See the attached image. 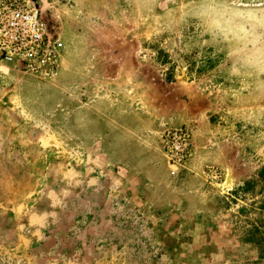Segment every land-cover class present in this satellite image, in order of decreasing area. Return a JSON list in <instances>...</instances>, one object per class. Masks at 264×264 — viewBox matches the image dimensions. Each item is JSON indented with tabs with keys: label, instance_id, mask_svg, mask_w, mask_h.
<instances>
[{
	"label": "rangeland",
	"instance_id": "obj_1",
	"mask_svg": "<svg viewBox=\"0 0 264 264\" xmlns=\"http://www.w3.org/2000/svg\"><path fill=\"white\" fill-rule=\"evenodd\" d=\"M34 1L59 55L48 76L0 60V108H14L0 110L1 124L12 122L0 134L13 133L0 143L4 191L13 182L15 200L40 207L58 194L92 199L94 207L77 204L83 220L67 247L100 249L82 263L109 252L119 264H264V0ZM86 104L108 126H70L72 109L90 117ZM184 127L191 156L172 165L163 135ZM181 184L192 190L184 201L207 206L211 222L195 233L221 234L219 253L193 252L199 239L183 255L161 251L173 216L195 210L182 206ZM230 201L238 206L220 227L215 208ZM9 220L0 216V264L43 263L26 254Z\"/></svg>",
	"mask_w": 264,
	"mask_h": 264
},
{
	"label": "crops",
	"instance_id": "obj_2",
	"mask_svg": "<svg viewBox=\"0 0 264 264\" xmlns=\"http://www.w3.org/2000/svg\"><path fill=\"white\" fill-rule=\"evenodd\" d=\"M86 107H88L87 109L89 111L90 117L85 118L83 121L78 120L76 113L78 111L77 109H72L70 111V126L74 128L80 126H108V119L106 117L101 116L100 120H93L91 106L86 104ZM1 108L0 110L4 111V116H6V114L12 113L14 109L11 105H3ZM10 116L12 115L10 114ZM4 120L5 121L3 124L0 122V128L2 125L7 126L8 123H10L9 127L12 126V122L6 119V117ZM6 136L8 141L12 139L13 133L11 130L8 132V135H4L2 133L0 134V143L4 141ZM72 137L76 143L77 135L74 134ZM35 139H37V141H41V138L38 139L37 135ZM97 139H99V143L101 144L102 148L108 147V135L105 134L104 131H100V135ZM138 162L142 165V167L146 168V172H149V165L152 163V160L147 153L142 152ZM2 173L3 170L0 168V216L5 215L7 217L10 215V231H13L17 236V239L22 243L29 244L28 247L26 245L22 247L25 249L26 254L34 255L35 262L42 260L43 263L41 264H93L82 263V259L85 258L84 255L87 254L96 255V251L99 254L100 252L98 251H100V249L82 246L68 249L67 247L68 244L72 243L74 239L77 238L75 232L78 228V224L83 220L81 214H79V211L76 209L77 204H79V206L82 204L85 207H94V201L87 198H77V196L73 200H66L61 198L58 194L54 198L46 196V205L43 207L37 205L39 202H36L35 204L22 203L18 200H15L14 195L12 194L13 190H16V188L14 189L13 187V185H15L13 182L10 183L9 189L12 192L8 191L7 194L4 191V185L7 181L5 180L6 176H4V178L2 177ZM182 175L183 173H181V171L178 172V174L176 173V177L181 176L180 178H182ZM188 178L192 180L194 179V176L189 175ZM179 186L183 185L181 184ZM188 186L185 187L184 185L181 187V189L175 190L182 192V206H190L195 210H188L187 213L183 211L179 215L177 214L176 216H173L174 218L170 221L173 225H171L170 231L168 233L171 235V237H166L164 240H161V243L163 244L161 251H163L166 255L168 254L171 256V258L172 256H177L179 254L183 255L184 253L189 252V250L192 248L194 249L193 245L198 239L200 245L195 246L196 249L193 251L196 254H206V257H208L209 255L211 256L220 252L217 248L220 246L223 236L221 234H217L216 230L213 234L206 233V229L202 231L203 233L201 235L195 233L196 228L203 227L204 224L211 222V219L205 214V208L207 206L204 205V202L194 201L191 198H189L188 201H184V199H186L185 195H189L192 192ZM196 192L201 194L202 190L197 189ZM225 194L228 195L227 192ZM235 196L238 195L235 194ZM230 197L231 200L234 199V196L230 195ZM225 199L229 201L230 198ZM134 201L136 204H139L140 202L146 206L150 205L148 204L149 202H147V200L141 201L136 199ZM231 202L233 201L229 202V205H227L226 209L215 208L217 213L214 217L216 218L212 222L218 223L220 227H226L230 224V222L226 220L229 216L228 212L238 206V204H232ZM235 202L240 201L235 199ZM177 224L181 225L182 231H179V229L176 228ZM233 238L234 237H231V240ZM45 242H47V244H45ZM48 243H52L53 247L47 248L49 245ZM117 253H119V251H117ZM102 254L106 255V260H101L97 264H119L110 261L108 262L109 252H102ZM208 260L209 259L207 258L206 262ZM173 262L176 261H172V263Z\"/></svg>",
	"mask_w": 264,
	"mask_h": 264
},
{
	"label": "built area",
	"instance_id": "obj_3",
	"mask_svg": "<svg viewBox=\"0 0 264 264\" xmlns=\"http://www.w3.org/2000/svg\"><path fill=\"white\" fill-rule=\"evenodd\" d=\"M59 47L54 28L45 23L34 0H0V60L15 62L24 72L48 76L57 66ZM162 142L172 165L190 158L187 127L165 133Z\"/></svg>",
	"mask_w": 264,
	"mask_h": 264
}]
</instances>
